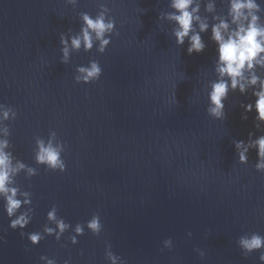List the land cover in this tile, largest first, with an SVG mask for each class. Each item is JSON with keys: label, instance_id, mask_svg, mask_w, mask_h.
Segmentation results:
<instances>
[{"label": "water", "instance_id": "obj_1", "mask_svg": "<svg viewBox=\"0 0 264 264\" xmlns=\"http://www.w3.org/2000/svg\"><path fill=\"white\" fill-rule=\"evenodd\" d=\"M170 2L0 0V111L9 112L0 140L8 141L13 165H25L10 187L30 201L9 218L0 198V264H109V252L117 264H264V249L245 254L237 246L241 236H264V173L255 148L242 164L234 148L264 135L255 110L243 107L254 104V89L229 88L224 117L208 113L219 79L213 17L230 23L229 0H196L208 29L193 24L204 49L192 55L188 38L176 44ZM256 3L264 25V0ZM105 7L119 35L103 53L96 41L88 51L71 49L80 15ZM61 37L69 42L65 63ZM92 62L100 78L78 82L77 69ZM253 72L264 80V67ZM37 141L62 148L63 173L36 163ZM53 209L69 225L59 240L44 231L56 229L47 220ZM22 213L29 223L11 229ZM94 215L103 226L98 236L86 227ZM30 233L42 237L36 246Z\"/></svg>", "mask_w": 264, "mask_h": 264}, {"label": "clouds", "instance_id": "obj_2", "mask_svg": "<svg viewBox=\"0 0 264 264\" xmlns=\"http://www.w3.org/2000/svg\"><path fill=\"white\" fill-rule=\"evenodd\" d=\"M70 2L75 3V0H70ZM170 7L173 11L167 16V19L175 24L173 35L176 44L182 45L185 38H188L187 54H199L203 51L204 44L201 36L194 31L193 24L198 25L201 33L208 29L207 21L197 15L199 4L196 3V0H171ZM212 10L213 4H207L206 11L211 12ZM107 11L108 9L105 7L95 16L86 12L80 15V34L71 38V49L79 50L83 46L85 51H88L92 49L93 43L96 41L99 43L97 50L101 53L105 51L111 42L112 34L115 32L116 36L119 35L115 30L116 22L106 15ZM259 11L260 8L256 0H229L230 23L224 19L213 17L214 20H219L218 23L213 24L211 29V40L217 45L216 72L219 79L211 85L208 94V113L216 119L224 117L223 100L227 97L229 88L233 91L239 90L243 94L248 87H251L254 89L252 96L255 102L243 105L244 111L247 113L255 110V120L264 124V80L253 72L256 67H264V25L259 23L257 15ZM60 44L63 57L61 63H65L69 56V42L61 37ZM77 72L79 75L76 80L87 84L96 82L101 76L102 69L98 63L92 62L88 67H79ZM246 72L249 74L247 78L245 77ZM257 84H259L258 90H256ZM8 116L7 110L0 111V120H6ZM4 134L7 135V129L4 130ZM7 147L8 141L0 140V198L4 200L5 215L11 218L21 208L22 203L26 205L30 201L17 199V189L10 187L12 175L23 169L25 165L17 162L14 166L11 154L5 151ZM234 148L237 162L241 164L247 161L246 154L249 148H255L259 161L256 165L257 170L264 173V135L259 136L248 145H245L243 141H237ZM61 151L62 148L58 145L54 146L51 141L47 145L43 141H37L35 161L54 172L58 170L63 173L66 165L61 159ZM24 195L27 196L26 193ZM47 220L55 221L56 229L46 226L44 231L59 240L69 225L62 219H57L55 209L47 213ZM28 223L27 213H22L15 219H10L9 227L13 230L23 229ZM86 227L94 236H98L103 228L100 217L94 215L87 222ZM75 233L83 235L84 228L77 225ZM187 235L191 237L192 234L189 232ZM27 238L31 245L36 246L42 237L39 233H30ZM69 239L73 245L77 243L76 236H71ZM170 244L171 239L166 240L164 248L171 251ZM237 246L245 254L258 252L264 249V236L257 233L241 236L237 241ZM109 247L111 246L109 245ZM40 259H44V257L42 256ZM106 259L109 264H117L114 253L109 252ZM258 259L264 262V252L260 253ZM48 264H53V262L49 261ZM65 264H69V261L66 260Z\"/></svg>", "mask_w": 264, "mask_h": 264}]
</instances>
